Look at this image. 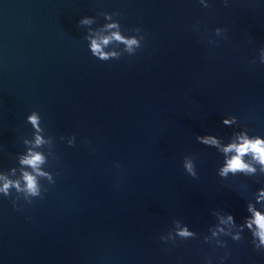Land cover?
I'll return each instance as SVG.
<instances>
[{
  "label": "water",
  "instance_id": "obj_1",
  "mask_svg": "<svg viewBox=\"0 0 264 264\" xmlns=\"http://www.w3.org/2000/svg\"><path fill=\"white\" fill-rule=\"evenodd\" d=\"M242 135L264 140V0H0V264H264V165L220 174Z\"/></svg>",
  "mask_w": 264,
  "mask_h": 264
},
{
  "label": "clouds",
  "instance_id": "obj_2",
  "mask_svg": "<svg viewBox=\"0 0 264 264\" xmlns=\"http://www.w3.org/2000/svg\"><path fill=\"white\" fill-rule=\"evenodd\" d=\"M113 37L117 40L124 41L131 50L133 45H138V41L135 37L132 38H124L119 35V33H113ZM109 38L105 37L103 38V43L107 44ZM91 48L94 54H98L99 56L103 58H107V54L103 53L101 50V44L98 43L96 40L92 41ZM233 120L235 117L232 118ZM28 120L31 121L33 125L37 124L38 117L35 113L30 115L28 117ZM232 120L225 118L223 120V123L225 124H230ZM197 139L204 144H217V140L215 137H208V136H201L197 137ZM239 143H231L228 144L227 146L224 147L223 151L225 153H233L230 157L226 159V163L224 167L221 169V175H226L228 172H237V171H254L255 169L252 168L248 163L245 162L244 157L251 154L252 158L259 162L260 164L264 165V140L260 139L259 137L255 138H248L246 135H242L239 137ZM40 138H37V143H40ZM42 162V156L39 153H33L31 156L27 157L22 161V163L30 165L33 168H36V166ZM185 168L188 169L189 172H192V164L190 161L185 162ZM194 175V173H193ZM25 181V187L29 193L32 195H37L38 194V188H37V182L36 178L28 173H24L23 177ZM10 187L9 183H5L3 185V188H0V191H4L5 194H7V189ZM18 187V185H17ZM262 195H264V189H261ZM249 211L253 213V219L248 220L247 224L248 227L251 228L252 224L255 223L257 226V231L253 233V236L259 237V242L260 244H264V214H262L259 211H256L255 209L252 208L251 205H249ZM232 217L229 216V220H231ZM182 237H188L191 236L192 233L188 232L187 229H182L178 233ZM257 249H259V245H255Z\"/></svg>",
  "mask_w": 264,
  "mask_h": 264
}]
</instances>
